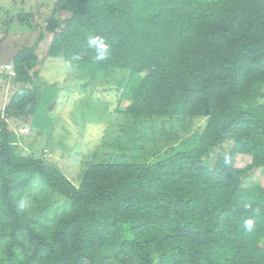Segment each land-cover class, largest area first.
<instances>
[{
    "label": "trees",
    "instance_id": "16d2710c",
    "mask_svg": "<svg viewBox=\"0 0 264 264\" xmlns=\"http://www.w3.org/2000/svg\"><path fill=\"white\" fill-rule=\"evenodd\" d=\"M48 34L47 56L78 71H130L119 112L206 123L191 149L88 163L77 186L18 152L0 121V264H264V183L246 180L264 171V0H56L37 42L13 56L18 88L0 118L51 122L37 69ZM227 141L251 161L238 167L218 154L211 167ZM36 176L70 200L51 223L27 214Z\"/></svg>",
    "mask_w": 264,
    "mask_h": 264
},
{
    "label": "rangeland",
    "instance_id": "374dc122",
    "mask_svg": "<svg viewBox=\"0 0 264 264\" xmlns=\"http://www.w3.org/2000/svg\"><path fill=\"white\" fill-rule=\"evenodd\" d=\"M56 0H0V111L16 92L13 56L21 48L32 46L53 17ZM52 34L37 50V69L45 87L51 122L43 129L32 126V117L5 119L8 129L19 138L17 151L41 157L56 165L79 186L88 163L101 160L121 162H154L197 144L206 117L168 116L135 119L119 112L121 95L133 85L130 71H78L61 58L47 56ZM12 64V69H6ZM128 102H122L125 108ZM203 126V127H201ZM202 128V129H201ZM233 142L216 147L208 164L216 156L231 157L235 166L243 167L249 156L232 154ZM247 183H264V171L258 169ZM25 205L29 217L40 223H51L70 206V200L50 189L36 176L27 190Z\"/></svg>",
    "mask_w": 264,
    "mask_h": 264
},
{
    "label": "clouds",
    "instance_id": "9594fccd",
    "mask_svg": "<svg viewBox=\"0 0 264 264\" xmlns=\"http://www.w3.org/2000/svg\"><path fill=\"white\" fill-rule=\"evenodd\" d=\"M89 44L90 45H95L96 44V38H90L89 39ZM21 208H23V204H21ZM245 228L248 229V230H251L254 226V222L252 219H248L245 221V224H244Z\"/></svg>",
    "mask_w": 264,
    "mask_h": 264
},
{
    "label": "built area",
    "instance_id": "2783aa9c",
    "mask_svg": "<svg viewBox=\"0 0 264 264\" xmlns=\"http://www.w3.org/2000/svg\"><path fill=\"white\" fill-rule=\"evenodd\" d=\"M5 68H6V69H12V64H6V65H5Z\"/></svg>",
    "mask_w": 264,
    "mask_h": 264
}]
</instances>
